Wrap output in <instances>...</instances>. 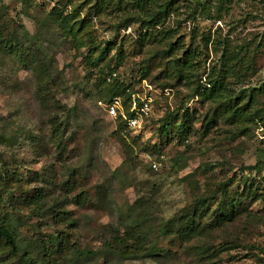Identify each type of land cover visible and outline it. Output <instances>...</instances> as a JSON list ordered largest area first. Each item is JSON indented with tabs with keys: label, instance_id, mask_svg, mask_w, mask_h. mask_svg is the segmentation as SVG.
Segmentation results:
<instances>
[{
	"label": "rangeland",
	"instance_id": "1",
	"mask_svg": "<svg viewBox=\"0 0 264 264\" xmlns=\"http://www.w3.org/2000/svg\"><path fill=\"white\" fill-rule=\"evenodd\" d=\"M201 1L174 0L160 27L172 31L173 41L197 46L194 85L167 78L164 45L141 42L140 19L119 9L118 0H105L99 15L94 0H52L50 7L0 1L1 40H20L24 55L33 53L46 71L38 78L0 49V225L13 222L24 244L70 234L76 248L94 254L78 264H264V169L240 172L264 161V124L255 119L240 131L217 118L208 127L214 107L194 93L198 83L209 87L226 45L244 58L239 78L230 79L234 94L260 90L256 108L264 115V0H223L218 12L217 0H209V15ZM53 6L68 15L74 33L84 20L74 38L50 15ZM90 39L111 44L95 69L85 60ZM118 46L123 60L116 65ZM107 67L115 72L108 76ZM98 69L128 86L132 100L150 101L139 135L117 131L98 105L106 102ZM183 111L198 118L189 138L178 141L175 125L163 134L165 119ZM224 184L226 196L251 193L241 201L245 214L189 241L162 236V227L198 198L216 196L210 200L216 210ZM80 193L85 207L72 203ZM59 212L63 221L55 218ZM123 234L132 236L129 245L142 238L143 250L130 259L105 247ZM154 246L167 253L147 256ZM0 264H7L1 253Z\"/></svg>",
	"mask_w": 264,
	"mask_h": 264
},
{
	"label": "trees",
	"instance_id": "2",
	"mask_svg": "<svg viewBox=\"0 0 264 264\" xmlns=\"http://www.w3.org/2000/svg\"><path fill=\"white\" fill-rule=\"evenodd\" d=\"M0 1L3 2V0ZM17 1L23 5L50 7L49 5L52 0H42L41 2H34L32 0ZM224 4L223 0H217L216 11L222 9ZM174 5V0H118L117 2L119 9L124 11L127 9L133 10L137 18L140 19L141 27L144 30L143 34L140 35L141 42L164 45L163 56L167 58V78L194 85L196 74L200 70V61L198 60L200 54L197 46H192L193 44L190 43L186 47L184 41L178 39L173 41L174 34H172L169 28L160 29L164 24V18L170 16L174 11ZM198 7L203 13L210 14L211 7L209 0L199 2ZM91 8L96 15L103 13L106 9L105 0H94ZM60 10V8L57 9L53 6L51 7L50 15L53 16L56 24L66 35H72L71 38H74L79 29L82 30L84 20L79 22V28L74 33L73 27L68 24V15H63ZM74 24L76 23L73 22L72 25ZM202 41L208 44L209 38L204 37ZM89 44L85 60L91 69H95L101 61L107 59L106 52L110 49L109 46L111 44L107 42L101 46L94 45L91 39L89 40ZM0 47L2 51L13 56L19 66L24 69H31L38 78L46 75L45 67L38 65L37 57L33 53L31 55H24L23 51L20 50L23 47L20 40L12 39L6 42L0 38ZM117 51L119 55L117 54L116 65L120 64L123 60L120 46H118ZM214 51L216 53L218 51L215 46ZM218 55L217 66L212 68L207 77V85L209 87L202 88L198 83V86L194 88L196 95L214 107L212 117L207 122L208 127L217 118L231 125H241V128L236 126L240 131L246 129L251 123L254 124L255 119L264 124V115L256 108L260 90L252 88L248 94L243 96L234 94L232 90L230 79L235 78L237 80L239 78L238 62H242L241 65L244 63L243 56L238 52H228L226 45L221 50L219 49ZM114 68H106L108 76L115 72ZM98 71L100 73L98 85L102 91L101 98L106 99L105 103H110L113 99L119 98L125 113L131 116L130 106L132 99L128 93V86L117 78L112 81L111 78L108 81L107 77L103 76L105 75L104 72L100 69ZM136 101L138 105L141 104L139 100ZM197 119L194 115L183 111L180 118L178 115L166 118L161 129L163 134L169 136V128L175 125L177 134H179L178 141L187 140L191 135L193 123ZM113 122L117 125L116 130L123 133L133 132L139 135L143 128L140 130L130 129L120 119ZM123 145L128 154L129 147L126 144ZM263 169L264 161L260 160L253 166H242L240 172L243 173L244 170L261 171ZM226 186V184L219 186V193L223 197V200L216 210L211 211L210 208V200L216 196L198 198L188 209L182 210L174 219L162 227L160 230L162 236H172L181 241H189L205 234L211 229L222 227L226 223L245 214L247 210L246 207L242 206L241 201L243 199H252L251 193L249 192L246 195L242 192L239 195L226 196ZM72 203L78 207H85L88 203V198L84 193H80L72 200ZM62 214L63 212H59L55 215L57 221H63L64 217ZM208 217H210L209 222H206L205 219ZM131 239H133L132 236L127 238L125 234L117 235L113 237L112 241L105 243V247L112 256L119 259H130V257L135 256L143 250L142 238L140 236H136L134 241L129 245L128 241ZM145 252L147 256H162L167 253V250L154 246L147 248ZM0 253L4 256V263L7 264H78L81 260L85 261L86 258L92 259L94 257L92 252L76 248L68 233L58 232L41 236L33 242L24 244L18 238L17 227L9 220L3 221L0 225Z\"/></svg>",
	"mask_w": 264,
	"mask_h": 264
},
{
	"label": "built area",
	"instance_id": "3",
	"mask_svg": "<svg viewBox=\"0 0 264 264\" xmlns=\"http://www.w3.org/2000/svg\"><path fill=\"white\" fill-rule=\"evenodd\" d=\"M32 1L41 2L42 0ZM98 105L105 111L106 116L110 120L116 121L120 119L128 128L134 130H140L142 128V117L147 116L151 109L149 100H142L141 104L138 105L137 101L133 99L130 106L131 116L123 111V106L119 98L113 99L110 103L99 102Z\"/></svg>",
	"mask_w": 264,
	"mask_h": 264
}]
</instances>
